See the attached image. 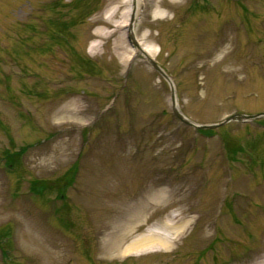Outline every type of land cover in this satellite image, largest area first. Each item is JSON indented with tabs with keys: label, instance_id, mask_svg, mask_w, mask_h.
I'll list each match as a JSON object with an SVG mask.
<instances>
[{
	"label": "rangeland",
	"instance_id": "1",
	"mask_svg": "<svg viewBox=\"0 0 264 264\" xmlns=\"http://www.w3.org/2000/svg\"><path fill=\"white\" fill-rule=\"evenodd\" d=\"M142 3L133 37L152 55L101 19L108 0H0V264L264 255V116L200 132L148 62L196 124L263 113L264 0ZM170 218L186 223L168 247L121 254Z\"/></svg>",
	"mask_w": 264,
	"mask_h": 264
},
{
	"label": "bare ground",
	"instance_id": "2",
	"mask_svg": "<svg viewBox=\"0 0 264 264\" xmlns=\"http://www.w3.org/2000/svg\"><path fill=\"white\" fill-rule=\"evenodd\" d=\"M142 4V0H108V6L101 14V19L108 24H112L114 31L120 30L122 33H133L134 25L142 9ZM160 13H162L161 9H156L155 15ZM117 15H119L118 18ZM94 22L98 23V19H95ZM95 34L98 37H106L109 35V33L103 29L95 30ZM99 45L100 42L91 43L89 51L95 52V49H97ZM142 49L147 54L152 55L153 51H151V49L146 47H142ZM128 59L129 56L126 60ZM176 107L178 108L177 100ZM185 223L186 221L182 222L181 218H170L162 224V228L167 230L166 233H160V230L150 229L147 233L131 241L124 250H122L121 254L140 253L146 251L144 249L149 248H166L171 244L172 239L180 234L181 230L185 227ZM172 234H174L173 237H171ZM252 264H264V255L258 257Z\"/></svg>",
	"mask_w": 264,
	"mask_h": 264
},
{
	"label": "water",
	"instance_id": "3",
	"mask_svg": "<svg viewBox=\"0 0 264 264\" xmlns=\"http://www.w3.org/2000/svg\"><path fill=\"white\" fill-rule=\"evenodd\" d=\"M128 39L129 41H131L134 45H137V42L135 41L133 34L131 32H129L128 34ZM138 46V45H137ZM138 48L141 50V48L138 46ZM148 62L151 64V66L161 74V76L163 78H165L167 80V82L170 84V88H171V109H172V113L173 115L178 118L181 122H183L184 124L190 125V126H195L198 128H216L230 120H247L249 118H255L258 117L260 115L264 116V112L260 113V114H254V115H245V114H231L230 116H227L226 118H224L223 120L217 122V123H213V124H196L194 122H192L191 120H189L188 118H186L176 107V99H175V94H174V89L172 87V83L170 81L169 76L163 71V69L157 64L155 63L153 60H151L150 58H148Z\"/></svg>",
	"mask_w": 264,
	"mask_h": 264
},
{
	"label": "trees",
	"instance_id": "4",
	"mask_svg": "<svg viewBox=\"0 0 264 264\" xmlns=\"http://www.w3.org/2000/svg\"><path fill=\"white\" fill-rule=\"evenodd\" d=\"M198 131L200 132H209L210 129H198ZM227 150H232V152H235V150L233 149H229L227 148ZM15 153H18V152H15ZM71 170H69L68 172H66L59 180H58V183L59 184V188H58V198H63L64 197V191H65V188L66 186L70 183L71 181ZM61 181V182H60ZM44 184L40 181V180H35L34 182H31L30 183V189L34 192V193H40L42 188H43Z\"/></svg>",
	"mask_w": 264,
	"mask_h": 264
}]
</instances>
